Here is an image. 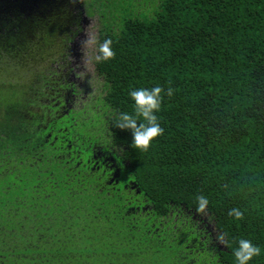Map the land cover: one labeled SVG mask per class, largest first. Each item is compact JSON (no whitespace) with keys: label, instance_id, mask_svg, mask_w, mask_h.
<instances>
[{"label":"trees","instance_id":"trees-1","mask_svg":"<svg viewBox=\"0 0 264 264\" xmlns=\"http://www.w3.org/2000/svg\"><path fill=\"white\" fill-rule=\"evenodd\" d=\"M149 3L110 18L98 37L115 52L96 69L108 144L128 164L131 192L121 184L108 194L87 154L65 165L29 119V104L16 121L4 102L0 264H237L240 239L261 250L248 264H264V0ZM156 86L165 92L156 113L164 131L145 153L115 124L133 114L130 91ZM233 208L242 220L228 215Z\"/></svg>","mask_w":264,"mask_h":264},{"label":"flooded vegetation","instance_id":"flooded-vegetation-1","mask_svg":"<svg viewBox=\"0 0 264 264\" xmlns=\"http://www.w3.org/2000/svg\"><path fill=\"white\" fill-rule=\"evenodd\" d=\"M132 1L79 0L73 5L68 0H0V69L6 71L0 75V91L8 92L11 102L15 103L7 108L6 113L18 121L21 118L19 109L28 103L29 112L34 111L29 119L32 120L31 115H34L35 128L44 131V140L55 148L57 158L68 166L71 161L79 160L80 155L87 154L86 165L96 174L97 182L103 180L108 185L103 188L108 194L120 191L118 186L121 184L128 190L132 183L125 182L128 164L122 152L108 144L110 117L103 102L104 78L98 71L97 79H100L101 87L96 97L89 96L88 92L81 93L84 85L79 78L82 70L79 64L83 63L84 55L79 50H83L81 41L85 38L83 30L87 18L99 17L102 26L99 35L110 18L119 16L125 12L124 9L130 11L134 6L137 13H142L140 11L150 5H145L143 0L141 4L139 0H134L135 3L131 5ZM54 20L62 24L60 38L55 40L62 47L59 54L48 58L44 56L42 60L46 61L43 65L47 66L44 74L37 76L32 68L19 73L17 66L20 71L30 64L23 62L26 51L36 49L38 45H49L43 41V36L45 33L51 34L49 31H52ZM57 55L59 57L52 58ZM31 80L40 81L39 86L21 85V82ZM23 93L29 98L27 101L23 100ZM3 112L4 102L0 100V114ZM88 140L92 157L88 155ZM76 166L79 167V161ZM84 173V177L90 180V175ZM103 189L100 191L103 192ZM129 206L133 208L131 204Z\"/></svg>","mask_w":264,"mask_h":264},{"label":"clouds","instance_id":"clouds-1","mask_svg":"<svg viewBox=\"0 0 264 264\" xmlns=\"http://www.w3.org/2000/svg\"><path fill=\"white\" fill-rule=\"evenodd\" d=\"M70 4H76L79 0H68ZM86 39L81 41L82 48L95 49V55L90 58L95 62L109 61L115 58V52L112 49V40L105 39L99 43L94 33L86 32ZM173 89L169 87L166 95L171 97ZM164 89L160 86L151 89L140 88L132 90L129 93L133 101V114L121 113L115 124V127L121 130H128L133 137L132 147L141 152H148L152 142L159 136L163 135V128H161L156 113L161 110L163 102ZM142 121V122H141ZM208 206V200L203 195L197 197L198 214H204ZM230 217L236 220L243 219V212L240 209L233 208L228 212ZM226 233H218L217 243L227 246ZM260 248L254 246L249 240L240 239L238 241V248L234 250V256L237 264H248L253 257L260 255Z\"/></svg>","mask_w":264,"mask_h":264},{"label":"rangeland","instance_id":"rangeland-1","mask_svg":"<svg viewBox=\"0 0 264 264\" xmlns=\"http://www.w3.org/2000/svg\"><path fill=\"white\" fill-rule=\"evenodd\" d=\"M142 0H139V4H141ZM150 2V0H143V3L146 5ZM145 7V6H144ZM115 17V16H114ZM86 27L83 30V34L85 38H82V41L86 39L85 33L90 32L94 33L97 37L98 40V31L102 26L100 25L99 17L95 16L93 18H87L86 20ZM61 26V22L54 20L52 24V35L45 33L43 36V41L47 42L49 45L47 47H44L43 45H38L35 48L29 49L26 51L27 53H24L23 59L26 64L29 62V66L24 67L19 71V67L17 66V70L19 73H22L24 70L28 68H32L33 72L38 76L41 74L46 73L47 66L43 65V63L46 60L44 59V56L48 58V56L54 55V54H59V49L58 45H55V35L56 32L59 30V27ZM32 42V41H31ZM37 42V41H36ZM99 42V41H98ZM50 46V47H49ZM57 46V47H56ZM82 48V47H81ZM83 50H79V53L81 55H84V58L82 59L83 63L79 64L80 68L82 69L81 72L79 73V78L82 79V83L84 85L83 91L81 90V93L84 94L88 92L89 96H95L97 94V91L101 87L100 79H97V70H96V63L94 60H90L91 57L95 55V49H90V48H82ZM52 58H55L53 56ZM25 64V65H26ZM79 67V66H78ZM5 69H0V75L2 73H5ZM18 73V74H19ZM99 80V82H98ZM24 84H29L33 85V87L37 88L40 84V81L38 80H31V81H23ZM0 100L5 102V104L8 105H15L14 102H10L11 100V95L8 92L0 91ZM20 104V102H18ZM205 215H203L204 217Z\"/></svg>","mask_w":264,"mask_h":264}]
</instances>
